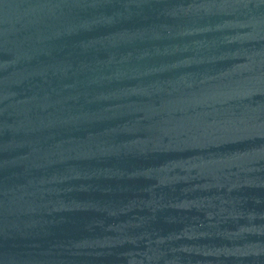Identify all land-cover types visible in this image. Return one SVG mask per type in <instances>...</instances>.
<instances>
[{"label":"water","instance_id":"obj_1","mask_svg":"<svg viewBox=\"0 0 264 264\" xmlns=\"http://www.w3.org/2000/svg\"><path fill=\"white\" fill-rule=\"evenodd\" d=\"M0 264H264V0H0Z\"/></svg>","mask_w":264,"mask_h":264}]
</instances>
